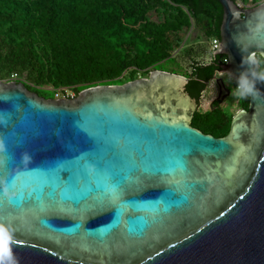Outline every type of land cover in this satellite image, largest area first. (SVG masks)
I'll list each match as a JSON object with an SVG mask.
<instances>
[{"label": "water", "instance_id": "95a60500", "mask_svg": "<svg viewBox=\"0 0 264 264\" xmlns=\"http://www.w3.org/2000/svg\"><path fill=\"white\" fill-rule=\"evenodd\" d=\"M217 1L218 75L249 98L222 138L190 125L188 80L169 72L73 101L0 81L5 264H264V3Z\"/></svg>", "mask_w": 264, "mask_h": 264}, {"label": "trees", "instance_id": "16d2710c", "mask_svg": "<svg viewBox=\"0 0 264 264\" xmlns=\"http://www.w3.org/2000/svg\"><path fill=\"white\" fill-rule=\"evenodd\" d=\"M238 5L237 0H231ZM222 8L217 0H0V81L39 90L122 85L159 70L188 80L185 93L197 102L226 57L206 48L181 46L196 30L219 42ZM181 55V56H179ZM189 70H181V58ZM264 80V60L256 56ZM164 68H163V67ZM241 91L240 109L248 94ZM233 115L220 107L196 110L191 126L222 138Z\"/></svg>", "mask_w": 264, "mask_h": 264}, {"label": "rangeland", "instance_id": "374dc122", "mask_svg": "<svg viewBox=\"0 0 264 264\" xmlns=\"http://www.w3.org/2000/svg\"><path fill=\"white\" fill-rule=\"evenodd\" d=\"M206 48L207 51L209 52L207 56L203 59L198 58V60H201L203 63H207L210 59V50H211V43L210 42H205V39L202 38L200 35V32L193 30L191 31L188 36H186L183 45L181 46V51L188 47H192L193 50H196L198 47ZM181 56V55H179ZM179 63L181 66V70L187 71L189 70L188 67L190 66L189 61L184 59L183 57L179 59ZM163 67V66H162ZM164 68V67H163ZM229 86L231 87L230 94L225 98V101L223 104L220 106L221 111L226 114V115H234L239 111L240 103H241V91L236 90V85L234 81H228ZM215 91V87L212 83H208L206 85L205 91L202 93L198 103L199 106L197 107V110L199 112H204L207 110L209 106L210 99L213 97ZM39 92L46 97L50 99H54L53 91L51 89L43 88L39 90Z\"/></svg>", "mask_w": 264, "mask_h": 264}, {"label": "built area", "instance_id": "2783aa9c", "mask_svg": "<svg viewBox=\"0 0 264 264\" xmlns=\"http://www.w3.org/2000/svg\"><path fill=\"white\" fill-rule=\"evenodd\" d=\"M238 8L240 9H250L254 8L258 5H261L264 3V0H237ZM219 46V42L213 41L211 44V51L214 53ZM16 80V75H11L10 78L7 81H2L4 83L8 82H14ZM241 86L239 84L236 85V90H241ZM54 99L55 100H68V101H73L77 98L78 94L76 91L72 88L68 87H60L56 90L53 91Z\"/></svg>", "mask_w": 264, "mask_h": 264}, {"label": "flooded vegetation", "instance_id": "af4514ba", "mask_svg": "<svg viewBox=\"0 0 264 264\" xmlns=\"http://www.w3.org/2000/svg\"><path fill=\"white\" fill-rule=\"evenodd\" d=\"M218 71H220V68L215 72V74L213 75L212 79L208 82L209 84L212 83L214 85V87H215L214 95L210 99L208 107H211L212 105H214V107H220L223 104V102L225 101V98L227 97V96L226 97L224 96L225 95V91L222 89V86L219 85V81L220 80L218 81V79L222 80L223 85L225 86L226 89H228L229 94H230L231 87L229 86L228 81H231V79H229L225 75H218ZM14 83H17V82L14 81ZM24 89H25V91L28 94H35L32 90H29V89H27L25 87H24ZM241 90H243V89H241ZM38 97L43 98L45 100H49V98L46 97V96L45 97L38 96ZM197 107H198V102L196 101V110H197ZM239 110H242V109L239 108Z\"/></svg>", "mask_w": 264, "mask_h": 264}, {"label": "clouds", "instance_id": "9594fccd", "mask_svg": "<svg viewBox=\"0 0 264 264\" xmlns=\"http://www.w3.org/2000/svg\"><path fill=\"white\" fill-rule=\"evenodd\" d=\"M7 192V189H5ZM0 236L4 237V239L0 240V252L3 253V256L10 257V249L8 248V233L3 225H0ZM0 264H5V261L0 258Z\"/></svg>", "mask_w": 264, "mask_h": 264}]
</instances>
